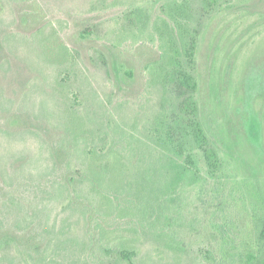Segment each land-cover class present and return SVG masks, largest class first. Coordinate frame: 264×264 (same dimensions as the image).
Returning a JSON list of instances; mask_svg holds the SVG:
<instances>
[{"label": "rangeland", "instance_id": "1", "mask_svg": "<svg viewBox=\"0 0 264 264\" xmlns=\"http://www.w3.org/2000/svg\"><path fill=\"white\" fill-rule=\"evenodd\" d=\"M181 1L0 0V231L17 244L0 264H15L17 233L30 247L19 264H263L264 0H223L198 34L216 176L198 153L185 166L191 112L179 131L156 123L178 118L177 80L146 66L184 48L170 14Z\"/></svg>", "mask_w": 264, "mask_h": 264}, {"label": "trees", "instance_id": "2", "mask_svg": "<svg viewBox=\"0 0 264 264\" xmlns=\"http://www.w3.org/2000/svg\"><path fill=\"white\" fill-rule=\"evenodd\" d=\"M229 1L231 0H227V2ZM223 5H224L223 0H199L194 3L193 7L188 0H184V1L176 3L170 9L172 22L175 28L172 26L171 27H172V31L176 30L177 32L176 40L178 39L181 40L182 41L181 44L183 45L184 48H173V50H168V51L163 50L161 57L158 60L146 66V69L148 70V72H150L153 80L162 79L164 82H166V80H169L170 76L175 77L174 79L177 80L176 82L178 86L177 90H178L179 100L177 101L176 107H177V112H178L177 114H179L178 118L176 120L165 114H161L159 118H157L156 123L159 124V123L165 122L169 125L173 123L176 125V129H178L182 121L186 117H188L189 112H191L192 115H191L190 121H188L189 125L191 126V131L188 132L187 130H185V132L189 134H184V133L182 135L178 134V139L182 138L181 148L183 147L185 148L186 145L189 144L188 145L189 154L187 155L188 160L185 162V166L187 167V169L191 170L192 165H193L192 163H195L196 161L195 159H197V153H198L203 159H205L206 164L208 166L209 174L211 176L217 175V172L220 171L222 167L223 161H222V157H221V153L219 149L216 147L215 143L209 137L208 132L204 128L201 118L199 116L200 102L197 97V94L199 91L200 78L197 73V55H196L195 47L198 42V34L201 32V29L204 26L203 25L204 17L206 18L212 12L218 11L219 9L223 7ZM192 14H193V18L196 16V22L191 27L190 25L191 18L190 19L188 18ZM27 15L29 16V14ZM163 21L165 24L169 26L170 23L168 22V20L164 19ZM93 34H94L93 27L90 29H85L82 32L83 37L93 36ZM170 35L173 38L175 37L173 35V32ZM173 46L175 45L173 44ZM191 47H194V48H191ZM180 62L182 64H180ZM168 63L172 65L176 63L178 64L169 68L166 71V75H163L161 73V69H164L165 65ZM163 116H165V118H162ZM159 130H161V133L164 134L163 132L164 129L162 127H160ZM176 132L177 130L171 131V132L168 131L166 138L168 137V139H176L174 136V133ZM158 137L160 138L161 134H159ZM183 137L186 140L185 146L183 142ZM168 144L172 145L173 142L168 141ZM90 153L94 157L108 156L107 154H103V155L100 154V152L97 151L96 149H94ZM56 161H57V158H56ZM57 167H59L58 164H57ZM88 173L89 174L92 173L90 172V165L88 168ZM88 182L91 183L92 181L88 180ZM68 184L72 185L71 189L73 190V192L75 191L77 193V191L75 190L76 189L75 185L77 184L76 176L75 177L71 176L70 183ZM65 187H66V190L70 189V186H68L67 184L65 185ZM81 188L83 189L82 186ZM261 223L262 225H261L260 231L258 232L259 233L258 239H259L260 244H259V249L256 255V259L260 260L259 262L264 264V217H262ZM32 226H33V223L28 222L26 227L23 230L24 231L29 230L32 228ZM17 230L19 229L17 228ZM18 234L19 233L15 234L17 238L13 236L20 244L19 245L20 253L15 261V264H19V260L22 257L21 255L25 256L22 250L28 253L30 251V250L27 251V249L30 248L29 246H27L29 245V243L24 242V239H23L26 237L20 234L18 235ZM0 235H1L0 236V250L8 249L10 247L9 244H12L11 241L14 242L15 245H17L14 239L10 238V236L5 235L4 233L2 234V231H0ZM26 236H29V235H26ZM226 251L228 252V248L227 249L225 248V250L223 249L224 253H227ZM121 254L124 257L132 260L133 257L136 255V252L135 251L126 252L124 251V249H122ZM204 254H205V257L212 258L210 250L204 251ZM29 257H31V255Z\"/></svg>", "mask_w": 264, "mask_h": 264}]
</instances>
